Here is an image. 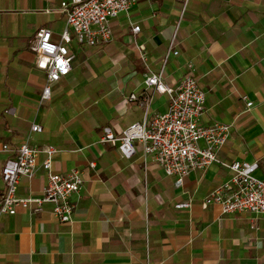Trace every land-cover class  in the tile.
I'll return each mask as SVG.
<instances>
[{"label": "crops", "instance_id": "obj_1", "mask_svg": "<svg viewBox=\"0 0 264 264\" xmlns=\"http://www.w3.org/2000/svg\"><path fill=\"white\" fill-rule=\"evenodd\" d=\"M63 1L0 0V201L2 145L15 149L27 135L41 150L56 147L52 170H79L82 189L72 223L57 221L50 203L36 214L0 213V264H264V215L201 207L232 162H257L264 178V0H136L110 20L105 44L72 38L70 72L41 101L46 74L30 43L40 27L60 40ZM150 71L173 87L191 74L205 93L200 124L230 125L218 160L180 187L139 143L127 159L100 140L104 126L120 133L167 110L169 96L144 83ZM32 124L42 130L29 134ZM45 157L40 151L34 175L20 177L19 197L42 195ZM187 200L191 209L175 207Z\"/></svg>", "mask_w": 264, "mask_h": 264}, {"label": "built area", "instance_id": "obj_2", "mask_svg": "<svg viewBox=\"0 0 264 264\" xmlns=\"http://www.w3.org/2000/svg\"><path fill=\"white\" fill-rule=\"evenodd\" d=\"M136 0H70L61 2V11L66 16L65 28L60 40L54 42L47 27H40L34 34L30 49L35 54L36 67L43 70L46 80L41 93V101L48 100L51 85L67 76L71 69L72 55L67 44L72 38L77 43L100 45L110 41L112 31L110 20L121 13H128ZM134 31L139 26L133 27ZM177 42L172 37L171 46ZM51 49V50H50ZM178 54L177 50L173 51ZM146 63V55L141 52ZM147 88L169 96L168 108L153 116L147 114L142 121L131 123L120 133L104 126L101 142L115 146L129 159L135 153L134 143H139L143 152L149 155L163 170L166 176L175 178V186L182 185L183 178L193 171H203L215 163L218 150L225 144L230 134V125L214 122L200 124L205 110V93L195 78L189 74L175 87L162 80V72H152L145 77ZM252 103L248 102L250 106ZM39 124H32L30 133L40 132ZM30 135L15 148L2 145L6 157L1 168L4 194L0 201V213L13 215L17 209L39 213L43 205L52 204L51 213L60 223H72L74 216L73 196H79L82 189V177L77 169L67 173L52 170V160L59 151L48 145L42 150L30 144ZM40 151L46 154L42 167L46 174V184L39 197H19L17 187L21 176L31 178L36 170V158ZM94 162L90 163L93 167ZM257 162H232L228 168L232 171L229 180L211 192L201 202L207 209L218 204L223 214L249 212L264 215V178L255 175ZM191 200L175 204L178 209H191Z\"/></svg>", "mask_w": 264, "mask_h": 264}, {"label": "clouds", "instance_id": "obj_3", "mask_svg": "<svg viewBox=\"0 0 264 264\" xmlns=\"http://www.w3.org/2000/svg\"><path fill=\"white\" fill-rule=\"evenodd\" d=\"M51 50V49H50Z\"/></svg>", "mask_w": 264, "mask_h": 264}]
</instances>
